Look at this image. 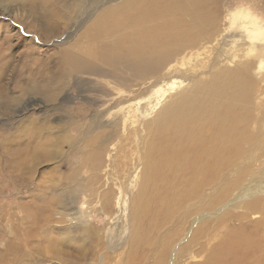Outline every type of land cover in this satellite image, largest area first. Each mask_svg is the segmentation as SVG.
I'll return each mask as SVG.
<instances>
[{"label": "rangeland", "instance_id": "1", "mask_svg": "<svg viewBox=\"0 0 264 264\" xmlns=\"http://www.w3.org/2000/svg\"><path fill=\"white\" fill-rule=\"evenodd\" d=\"M127 1L52 0L61 10L52 16L59 19V29L53 31L43 27L42 11L35 7L30 10L29 0H0V41H4L0 55L7 44L11 45L5 56L10 63H0V84L6 85L0 92V251L8 255L9 241L19 233L20 221L25 223L23 230L36 228L40 219L37 212L51 194L59 195L60 202L49 216V236H70L74 241H68L74 243L82 235L76 230V224H80L101 236L126 239L128 211L122 213L118 202L121 197L130 199L136 192L135 180L129 175L145 151L148 132L162 122L160 111L182 90H191L215 74L223 77L226 72L244 71L249 93L244 102H238L239 118L246 115L251 133L260 131L264 138V0H212L213 12L218 10L214 12L217 18L213 30L201 35L197 45L182 49L161 74L138 77L124 64H118L125 81L121 77L75 72L64 79L61 89L45 94L40 86L49 82V76L57 70L61 49L70 47V43L86 45L88 30L97 18ZM50 4L52 8L51 1ZM15 13H22L29 25L35 26L24 29L14 21L18 20ZM5 33L12 36L8 39ZM108 40L111 38H101ZM31 47L33 51L28 54ZM33 61L34 67L30 66ZM34 84L38 89L28 91ZM197 119L210 122L208 115ZM261 150L259 141L254 146L246 143V184L264 182ZM101 153L103 156H99ZM106 190L113 196L111 213L103 208L102 193ZM246 211H250L247 206ZM191 236L187 224L176 243H186ZM32 243L37 245L36 241ZM122 245L114 251L107 247L86 257L70 250L73 256L68 261L56 258L45 264H124L126 245ZM173 252L172 260L176 254ZM37 261L25 259L20 264ZM8 263L12 264L11 260Z\"/></svg>", "mask_w": 264, "mask_h": 264}, {"label": "bare ground", "instance_id": "2", "mask_svg": "<svg viewBox=\"0 0 264 264\" xmlns=\"http://www.w3.org/2000/svg\"><path fill=\"white\" fill-rule=\"evenodd\" d=\"M29 2L30 10L35 7L42 11L44 28L59 29V19L52 16L61 10L52 0ZM210 3L212 0H129L106 11L88 30L86 45L70 43V47L61 49L57 70L40 89L52 95L61 89L68 75L84 71L121 77L125 81L118 64H124L138 77L161 74L182 49L197 45L201 35L213 30L217 18L214 12L218 10L213 12ZM17 13L13 16L18 20L14 21L24 29H31L34 24L30 26L23 14ZM5 35L8 39L12 36ZM102 37L111 40L101 41ZM7 45L0 63L7 60V49L11 47L10 43ZM30 51L33 47L28 54ZM34 64L33 61L30 66ZM5 87L0 84V92ZM27 89L38 88L34 84ZM247 93L244 71L236 70L226 72L223 77L215 74L191 90H182L162 108L163 120L148 132L145 151L129 175L135 180L133 191L136 187V192L130 199L119 198L122 213L128 211L127 222H130L126 239L101 236L100 232L80 224H76V230L83 236H78L74 243L68 241L70 236H49V216L60 199L59 195L51 194L37 212L40 219L36 228L23 230L25 223L20 221L19 233L13 235L7 247L9 255L5 250L0 251V264L10 260L12 264H20L31 258L38 259L37 264L56 258L68 261L73 256L70 250L84 257L89 253L95 256L107 247L114 251L122 244L126 245L122 255L124 264H264V182L246 184V143L254 146L259 141L263 155L264 138L260 131L251 133L246 115L239 118L238 102H244ZM202 115H208L210 122H200L197 118ZM102 197L104 210L113 212L112 193L106 190ZM246 206L250 211H246ZM187 224L191 239L176 243ZM215 231L214 236H208ZM33 241L37 245L31 246ZM39 242L43 244L40 246ZM59 245L67 248L64 250ZM172 251L176 253L173 260Z\"/></svg>", "mask_w": 264, "mask_h": 264}]
</instances>
